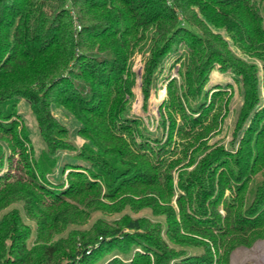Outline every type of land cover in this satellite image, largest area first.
<instances>
[{
  "label": "trees",
  "instance_id": "1",
  "mask_svg": "<svg viewBox=\"0 0 264 264\" xmlns=\"http://www.w3.org/2000/svg\"><path fill=\"white\" fill-rule=\"evenodd\" d=\"M152 29L144 103L182 48L154 131L131 112L132 59ZM215 68L243 88L229 146L204 139L228 100L225 85L206 89ZM261 87L264 0H0V264H230L264 239ZM19 98L44 143L37 155ZM52 106L80 123L78 147ZM125 209L149 215L82 226Z\"/></svg>",
  "mask_w": 264,
  "mask_h": 264
},
{
  "label": "rangeland",
  "instance_id": "2",
  "mask_svg": "<svg viewBox=\"0 0 264 264\" xmlns=\"http://www.w3.org/2000/svg\"><path fill=\"white\" fill-rule=\"evenodd\" d=\"M214 31H219L222 34V36L228 41L231 49L237 54V56L242 57L247 61L257 62V60H254L251 57L245 55L238 49V47L233 45L229 37L226 35L225 30L214 29ZM153 38L154 29L149 31L147 40L134 54L131 64V68L135 73L136 78L135 87L133 89L134 98L131 105V112L140 116L145 126L150 131H154L158 123L160 104L166 96L167 78H176L177 80H179V63L175 62V58L178 52L182 51V48H180L177 53H173V55H170V57L167 58L164 65L166 77H162L159 79L156 90H154V88L150 89V92L144 103L140 90V76L144 60L150 51ZM215 85H225V97L228 99L227 106L224 105V102H222V110L221 115L218 119V126L215 130L210 131L204 139L210 145L221 144L223 146H229L231 140L235 141L232 132L233 128L235 127L237 113L243 103V88L241 87V84L235 80L231 72H221L217 70V68L213 69L210 72L209 79L206 84V89L213 88ZM261 96L262 98H264V90L262 87ZM51 110L54 116L59 120V122L68 128L70 140L75 146L78 147L83 142V138H81L78 134V128L80 126V123L70 112H68L62 107L52 106ZM17 113L29 132L34 154L37 155L40 150L44 148V143L40 137L35 118L29 108V104L26 99H18ZM234 143L236 144V141ZM3 149L6 151L4 146ZM58 155L59 161L57 169L53 174H49L47 176L48 180L54 183L57 182V179L59 178V167L61 166V164L65 161L70 160L69 153L62 151L59 152ZM5 168L6 163L3 164L1 171H3ZM14 205L20 207L19 203ZM124 212L130 213L132 216L149 215V211L147 209H142L139 212H132L128 209H125L120 213H115L112 215L97 212L87 224H84L82 226H89L92 220L97 217H101L108 222H112L114 219L119 218V216ZM24 221L30 225H33V223L29 221L26 217H24ZM230 264H264V239L256 240L250 247H236L230 255Z\"/></svg>",
  "mask_w": 264,
  "mask_h": 264
}]
</instances>
